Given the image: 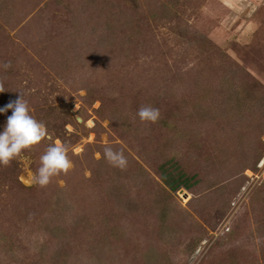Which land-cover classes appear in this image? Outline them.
Wrapping results in <instances>:
<instances>
[{
  "label": "rangeland",
  "instance_id": "1",
  "mask_svg": "<svg viewBox=\"0 0 264 264\" xmlns=\"http://www.w3.org/2000/svg\"><path fill=\"white\" fill-rule=\"evenodd\" d=\"M6 61L0 108L22 92L50 139L0 166V264H264V0H0ZM56 140L74 168L41 188Z\"/></svg>",
  "mask_w": 264,
  "mask_h": 264
},
{
  "label": "clouds",
  "instance_id": "2",
  "mask_svg": "<svg viewBox=\"0 0 264 264\" xmlns=\"http://www.w3.org/2000/svg\"><path fill=\"white\" fill-rule=\"evenodd\" d=\"M5 71L12 67L11 61L0 65ZM5 91L3 81H0V93ZM12 110L7 124L0 132V166L9 167L13 160L21 156L25 150H30L39 145L45 138H49L46 125L31 115L28 101L20 92V97L8 103L0 112ZM141 123H158L161 119L160 109L151 105H142L137 111ZM70 148L60 140H56L46 148L40 156V166L32 176L31 182L41 188L46 187L54 177L61 174L67 175L73 168L74 163L69 157ZM78 151V150H77ZM103 157L106 162L115 168L124 171L128 167V158L123 149L115 150L106 145L103 148Z\"/></svg>",
  "mask_w": 264,
  "mask_h": 264
},
{
  "label": "trees",
  "instance_id": "3",
  "mask_svg": "<svg viewBox=\"0 0 264 264\" xmlns=\"http://www.w3.org/2000/svg\"><path fill=\"white\" fill-rule=\"evenodd\" d=\"M185 86L184 85L182 87V91H186L185 90ZM235 90V89H233ZM232 91V90H231ZM162 92V90H161ZM184 96L183 94L179 95L177 93V89H173V103L175 105V108H176V113H173L171 114L170 116L168 115L169 118H173L172 121H174V124L173 122H169L165 119L163 121V126L164 127H170L171 126V123H172V126L175 127V129L177 130V132L179 134H185V132H183L182 130H180L179 128L176 127L177 123L181 120V111L183 110V113H187V109H188V106H187V100L188 98H185L182 97ZM178 116V119L176 120L174 117L175 116ZM168 117H164V118H168ZM168 118V119H169ZM189 173H186L184 174V176L182 177L181 181L178 183L177 187L175 188V190H178L179 187H184L186 188L189 192H191L193 194V198L188 202V205L190 206V209L192 210H198L200 207H202L203 205H205V203L207 202L208 200V195L205 194L204 190H206L205 186L203 185L202 181H201V177L198 175L197 172L193 173V174H189ZM21 188L22 190H24L25 192L29 191L28 188L24 187L22 184H21ZM167 210V209H166ZM165 209H163V211H166ZM165 214V213H164Z\"/></svg>",
  "mask_w": 264,
  "mask_h": 264
}]
</instances>
